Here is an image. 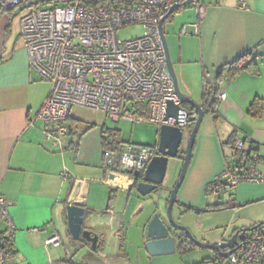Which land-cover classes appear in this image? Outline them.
Segmentation results:
<instances>
[{"label":"crops","instance_id":"crops-1","mask_svg":"<svg viewBox=\"0 0 264 264\" xmlns=\"http://www.w3.org/2000/svg\"><path fill=\"white\" fill-rule=\"evenodd\" d=\"M246 3V8L241 6L240 0L201 3L206 7V15L200 20L197 34L193 26L197 15L195 20L182 23L179 32L169 28L175 43L170 53L180 90L195 100L194 94L202 87V94L195 101L206 107L209 103L203 96L205 76L209 81L214 80L221 66L248 51L260 56L259 74L244 71L231 81L220 82L215 95L216 110L213 112L208 107L193 148L190 174L180 195V203L200 209L198 213L227 210L239 217L231 227L205 234L209 239L204 237L203 240L208 243L222 242L241 228L264 221V181L239 182L227 187L220 195L206 189L226 167L240 158L233 148L234 139L258 142L259 153L264 157V114L260 118L249 114L254 99L264 98V0H246ZM172 18L174 15L167 20ZM9 27L10 17L6 12L0 18V190L11 201L10 213L17 226L14 264H60L67 260L89 264L83 260L85 257L92 260L99 257L103 261L96 260L95 263L99 264H139L141 258L152 263L155 256L144 248V229L139 243L128 242L127 225H123L126 212L122 207L128 208L127 201L135 192L138 197H143L136 189L135 176L127 172L111 177L106 165L109 151H124L128 144L142 145L123 141L119 148L106 149L104 139L108 137V142H113L114 137L105 132L117 130L115 132L120 137L121 130L108 127L104 117H111L115 122L123 119L116 120L100 111L99 119H85L77 115V109L84 108H73L66 122L69 130L62 136L57 131L60 123L40 119L38 113L49 90L31 67L21 28V41L11 42L7 34ZM193 84H198L199 89ZM223 93L226 97L222 99ZM94 127H99L101 132L102 156L97 151V144L90 149V130ZM192 128L187 130L188 134ZM77 163L84 169H77ZM256 171L264 174V160L257 162ZM96 182L103 185V189L92 192ZM104 186L111 187V200H114L113 207L109 204L105 210L97 205L106 199ZM71 194L78 198L87 195L85 229L93 231L88 224L99 214H108L114 221L121 218L114 224L116 228L110 239L98 234V251H93L89 243L75 241L71 236L66 215ZM210 196H214L213 200L209 199ZM169 197L166 198L167 205ZM217 204H222L221 209H214ZM5 228L6 223L0 222V231ZM55 235L60 237L61 243L47 245L46 240ZM129 244L136 246L138 251L131 252ZM74 246L81 247L83 255L76 253ZM199 248L195 245L192 250ZM177 251L189 252H183L181 248ZM216 253L202 256V259L201 255L191 257L189 263L184 264H199Z\"/></svg>","mask_w":264,"mask_h":264},{"label":"built area","instance_id":"built-area-1","mask_svg":"<svg viewBox=\"0 0 264 264\" xmlns=\"http://www.w3.org/2000/svg\"><path fill=\"white\" fill-rule=\"evenodd\" d=\"M38 1L0 0V18L21 6L31 8L22 16L21 36L31 67L51 83L40 119L60 123L61 136L69 130L65 121L73 108L100 111L132 123L175 124L174 118L166 117V107L170 100L179 104L180 98L168 70L160 22L171 16L174 5L186 6L188 0H48L46 7L34 5ZM240 3L247 7L246 0ZM191 4L197 11L193 24L197 34L206 7L199 0ZM128 24L142 25L143 35L121 39L118 29ZM225 97V93L220 96ZM188 121L187 112L180 111L179 125L187 127ZM233 148L240 158L207 186V192L217 195L242 180L264 181V174L256 171L257 162L264 160L258 142L236 138ZM156 153L153 147L128 144L124 151H109L106 165L115 175L144 172ZM10 205L0 190V222L6 223L0 231V264H14L17 226ZM60 243L58 235L46 240L47 245ZM210 264H264V234L248 239L223 262Z\"/></svg>","mask_w":264,"mask_h":264},{"label":"rangeland","instance_id":"rangeland-1","mask_svg":"<svg viewBox=\"0 0 264 264\" xmlns=\"http://www.w3.org/2000/svg\"><path fill=\"white\" fill-rule=\"evenodd\" d=\"M212 0H200V3L203 2H210ZM41 7H46V5H41ZM31 8H24V6H21L14 11L9 12L10 17V27H9V33L8 36L10 37V41H21L20 39V28H21V19L22 16L29 11ZM197 15V11L194 6L191 4L182 7L178 12L174 14V18L167 20L165 22V32L167 34V41L169 44L170 51L175 46V43L173 41V38L170 36V29H176V32H179L181 29L182 23H188L193 20H195V17ZM167 29V30H166ZM144 33V27L140 24H128L118 29V36L121 39H131L134 37H139L143 35ZM185 34V33H184ZM36 72V71H35ZM37 73V72H36ZM38 74V73H37ZM39 75V74H38ZM41 82L44 84V86L47 88V90L50 91L51 89V83L40 79ZM39 80V81H40ZM194 87H197L199 89L198 84H193ZM202 94V87L196 94L195 100L199 99V95ZM76 109H74L75 111ZM99 111L95 110H89V109H77V115L80 117H84L85 119L89 118H97L99 119ZM45 121V120H44ZM68 120H66L67 122ZM104 121L107 124L108 127L112 129H119L121 130V135L119 139L123 142L127 143H133V144H139L144 146L152 147L159 141L160 136V126L156 125L151 122H126L123 120H120L119 122H115L111 117H104ZM99 128V127H98ZM98 128H92L90 130V136L92 137L91 141V148L98 145L97 151L102 156V149L100 146V140H101V132L98 130ZM117 131V130H114ZM185 136L183 139V142L181 144L179 154L175 158H170L167 175L165 178V181L163 183V186L161 188L156 189L151 194L143 197H138V194L135 192L131 198H129V201H127V206L122 207V211L126 212V218L123 222V225H127V235H128V242H136L142 237L143 229H145V226L147 222L157 213L159 214L163 219L168 220V205H167V196H170L171 190L175 187L177 181L180 178V174L184 165V158L186 155V149L188 146V131L185 130ZM110 131H106L105 133L109 136ZM118 133V132H117ZM119 136V134H118ZM121 142V143H122ZM93 145V146H92ZM193 154V152H192ZM79 162V161H78ZM192 162V157L190 161L189 168L187 170L185 179L180 187V190L178 192V202L174 204L173 207V217L175 221L185 227H188L192 234L199 240H203L205 234H209L214 232L215 230L221 229L224 230V228L231 227V223H235L238 221L239 217L238 215L233 214L232 212H229L227 210H221V211H211V212H202L198 213L195 210L187 209L185 205H183L180 200V195L183 194L187 178L189 176L190 172V166ZM79 170H83L84 167L81 164H76L75 166ZM92 178V177H91ZM249 181V180H248ZM241 182H247V180H242ZM107 190V196L106 199H102L100 203H97L98 206L103 207L102 209L105 210L107 207V204H110L111 207L114 200H111L112 194H110V188L108 186H104ZM103 189V185L100 183H94L92 186V192L96 190ZM211 195V194H210ZM214 196H210L209 199L213 200ZM224 198V197H220ZM125 201L123 203L125 204ZM121 219V218H120ZM120 219H117V221H114L110 215L106 214H99L94 217V220L88 224L89 227L93 228V231L99 235H104L105 238L110 239L113 229L116 228L114 224ZM114 221V222H113ZM113 222V225H112ZM233 223V224H234ZM112 225V226H111ZM111 226V227H110ZM179 232V231H178ZM206 239H209L206 237ZM75 242V241H74ZM75 245V244H74ZM91 248V245L89 246ZM76 253L79 255L82 254L81 247H73ZM87 248V249H90ZM112 250V246L110 247ZM128 249L131 252L138 251L136 246L134 245H128ZM214 251L211 249H205V248H199L192 251H189L188 253H181L179 251H176L173 254H166V255H158L153 258V264H184V262L189 263V260L191 257H200L202 256H210L213 255ZM141 262L139 264H152L149 259H140Z\"/></svg>","mask_w":264,"mask_h":264},{"label":"water","instance_id":"water-1","mask_svg":"<svg viewBox=\"0 0 264 264\" xmlns=\"http://www.w3.org/2000/svg\"><path fill=\"white\" fill-rule=\"evenodd\" d=\"M190 4L191 0H188L185 3L186 6ZM177 8H179V5H174L170 14L175 12ZM166 20L167 19H162L160 22V36L166 54L168 70L174 81L176 92L180 98V103L177 104L171 100L168 101L166 107V117L174 118L175 124H164L160 126L159 141L155 144L158 147L157 154L152 157L145 171L140 172L129 170V173L135 176V181H137L136 189L142 196L151 194L153 191L158 189L160 185H163L167 175L170 158H175L178 156L186 133L185 130H189V128H191L189 124L187 127H181L179 125L180 111H186L187 115L190 116V111L186 107V105H189L196 110L197 119L193 128L188 134V146L186 149L184 165L180 174V178L177 181L175 187L171 190L170 197L168 199V220L163 219L159 214L156 213L147 222L144 229V248L151 256L173 254L177 251L178 245L180 244V236L177 235V233L178 231H184L186 237L196 246L217 251L224 258H227L247 242V236L249 232H253L264 226V221L252 227H243L240 230L234 232L227 240L222 242L214 241L208 243L197 239L188 227L177 223L173 217V207L174 204L178 202V192L190 165L193 148L205 112L208 111L209 108L185 95L180 90L178 77L175 71L164 29V23ZM113 176L114 174L112 173L111 177ZM138 179L140 180L138 181ZM113 189L115 190L116 188ZM76 196L77 195L75 194H71V196L68 198V203L66 204V215L71 236L75 241L86 240V242L91 245V249L93 251H98L100 247L99 235L92 230L84 228V221L87 215V195H82L80 198ZM108 206L109 204H107V208ZM83 260L89 264H99L95 263L96 260L102 261L99 257L96 260L85 257Z\"/></svg>","mask_w":264,"mask_h":264},{"label":"trees","instance_id":"trees-1","mask_svg":"<svg viewBox=\"0 0 264 264\" xmlns=\"http://www.w3.org/2000/svg\"><path fill=\"white\" fill-rule=\"evenodd\" d=\"M48 0H39L38 2H35L34 5L39 6V5H46V2ZM184 7V6H183ZM182 7L178 8L175 12L180 10ZM15 9H12L11 11H14ZM173 12L171 16L175 14ZM170 16V17H171ZM259 55L255 53L254 51H248L241 56L237 57L235 60L232 62L225 64L220 67L217 76L214 78V80L209 81L208 78L205 76L204 79V89H203V96L205 101L209 103L210 109H212L213 112H215V107L217 103V91L219 90V84L223 80H233L235 79L240 73L244 71H249L253 74H259ZM216 95V96H215ZM188 110L190 111V120H189V125L190 127L194 126V123L197 119V112L194 108H192L189 105H186ZM249 114L254 117V118H260L264 114V98H255L254 101L252 102L250 108H249ZM66 122V121H65ZM118 133L115 132L114 130H111L109 136L114 137L112 140L113 142H108V137H106L105 140V147L106 149H114V148H119L120 145H122V141L119 139L117 136ZM235 140V139H234ZM233 140V141H234ZM143 147H149V146H144ZM106 152V151H105ZM214 180L211 182L213 183ZM210 183V184H211ZM222 204H217L215 205L214 209H221ZM187 209L195 210L196 212H200L201 210L198 208L190 207L187 206ZM263 227H260L259 229L250 232L248 239L258 236V235H263ZM184 237H180V244L178 245V248L182 249L183 252H188L191 251L194 248V244L192 241H190L187 237L186 234L183 232ZM86 242V240H83ZM226 258H224L219 252L216 253L214 257L211 259H204L201 263L199 264H210V263H218V262H223ZM219 260V261H218ZM70 261V260H67Z\"/></svg>","mask_w":264,"mask_h":264},{"label":"flooded vegetation","instance_id":"flooded-vegetation-1","mask_svg":"<svg viewBox=\"0 0 264 264\" xmlns=\"http://www.w3.org/2000/svg\"><path fill=\"white\" fill-rule=\"evenodd\" d=\"M189 120H190V116H189ZM188 124H189V121H188ZM153 148H155L156 150H157V145H154V147ZM157 154V153H156ZM140 179H138V181H139ZM163 185H160V187L159 188H161ZM227 190V187L222 191V192H220L219 194H217V195H220L221 193H223V192H225ZM183 232L184 231H179L178 233H177V235H179L180 237L182 236V237H184L183 236ZM176 233V232H175ZM249 234L250 233H248V236H247V240H248V237H249Z\"/></svg>","mask_w":264,"mask_h":264}]
</instances>
